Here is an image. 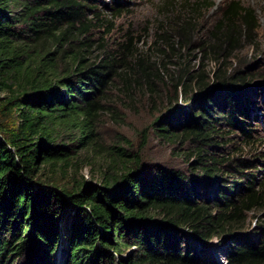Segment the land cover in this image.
Segmentation results:
<instances>
[{"label":"trees","instance_id":"1","mask_svg":"<svg viewBox=\"0 0 264 264\" xmlns=\"http://www.w3.org/2000/svg\"><path fill=\"white\" fill-rule=\"evenodd\" d=\"M94 1L0 0V264H217L204 248L214 237L228 242L226 264H264V228L256 241L233 233L242 213L264 200L255 177L227 186L217 165L230 161L206 150L236 128L245 144L252 138L241 120L246 103L228 92L243 83L240 74L215 75L210 84L198 76L188 94L185 81L175 85L183 105L155 124L162 138L193 143L187 172L121 151L98 184L59 183L94 144L95 108L115 76L110 59L89 64L68 49L92 43L78 37L93 27L86 12L96 10ZM220 20L219 28L256 29L254 12L239 1H227ZM215 180L224 185L210 199L206 185ZM236 190L244 191L238 200Z\"/></svg>","mask_w":264,"mask_h":264},{"label":"rangeland","instance_id":"2","mask_svg":"<svg viewBox=\"0 0 264 264\" xmlns=\"http://www.w3.org/2000/svg\"><path fill=\"white\" fill-rule=\"evenodd\" d=\"M227 1L92 2L96 10H87L86 14L88 20L94 18L93 27L78 37L79 40L87 37L92 43L88 48L72 43L68 49L83 52L89 64L110 59L115 76L95 108L94 144L79 151L76 167L70 168L66 175L57 176L61 186L83 181L98 184L109 165L120 161L121 151L129 155L128 159L138 157L144 164L187 172L188 161L194 159H189L193 143L168 141L158 134L156 129L160 127L155 124L173 106L183 105L182 88L175 91V85L185 81L188 94L194 90L198 76L202 79L200 82L210 84L215 82V75L240 74L243 83L228 92L238 98L239 105L246 103L247 119L241 120L248 125L246 129L251 131L252 138L245 144L241 130L236 128L233 135L214 138L218 143L211 141L213 146L206 150L216 154L219 160L224 157L230 161L217 165L218 177L226 179L227 186L244 181L249 173L256 179L253 189L262 191L264 199V187H261L264 182V0H235L254 12L256 29L253 31L219 28ZM96 14L99 21L94 17ZM76 39L74 35L71 40ZM53 47L51 44V50ZM224 130L230 129L224 127ZM254 169L257 171L252 172ZM219 183L224 185L217 180L207 183L205 190L210 199L215 196ZM243 192L236 190L234 200ZM263 205L264 200L251 211L242 213L238 227L233 229L236 237L257 240L264 228ZM68 223L66 214L60 223L61 235ZM65 241L64 236L56 263L62 261L61 248L65 247ZM227 246L223 238L214 237L204 247L206 256L217 264H226L223 251Z\"/></svg>","mask_w":264,"mask_h":264}]
</instances>
